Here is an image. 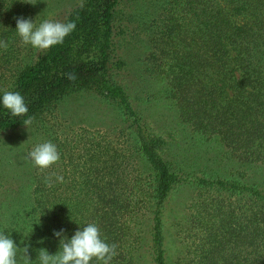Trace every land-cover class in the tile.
Instances as JSON below:
<instances>
[{"label": "trees", "instance_id": "16d2710c", "mask_svg": "<svg viewBox=\"0 0 264 264\" xmlns=\"http://www.w3.org/2000/svg\"><path fill=\"white\" fill-rule=\"evenodd\" d=\"M26 2L0 0V41L9 44L0 48V132L25 126L29 116L37 122L83 91L108 102L118 120L114 140L80 133L63 151L65 138L59 151L70 170L66 164L59 174L37 168L31 198L0 225L18 246L17 264H24L25 245L31 264H40L41 249L60 251L63 237L55 231L70 239L89 223L118 245L111 264H170L166 204L185 185L200 193L186 218L192 264H264V182L185 169L169 154L178 137L154 130L123 83L127 64L117 37L128 32L120 16L125 0H84L83 8H71L62 22H75V30L38 61L36 49L24 55L19 46L15 18H29ZM138 23L134 30L148 33L152 44L150 69L165 81L160 96L177 108L182 129L199 143L221 145L231 171L264 170V0H160L159 13ZM5 91L24 97L25 116L3 106ZM56 175L64 182H55Z\"/></svg>", "mask_w": 264, "mask_h": 264}, {"label": "rangeland", "instance_id": "374dc122", "mask_svg": "<svg viewBox=\"0 0 264 264\" xmlns=\"http://www.w3.org/2000/svg\"><path fill=\"white\" fill-rule=\"evenodd\" d=\"M35 3V5L30 4L31 12L28 19L33 20L38 26L46 19L62 22L71 8L78 4V0H35ZM159 3L160 0H125L120 6V16L128 28L127 34L117 37V40L121 39L119 54L127 64L121 79L135 98L139 111L154 130L165 134L173 133L178 137V141L171 145L169 154L171 159L179 161L188 171L198 173L208 171V174H216L224 178L241 175L251 184L263 183L262 168L244 166L241 168L244 172L231 171V168L235 167L234 163L224 155L225 149L221 145L195 141L182 129L183 126L176 115L177 108L172 101L160 96L159 91L165 86V81L150 69L152 66L150 37L148 33L134 30L139 26V21L140 24L142 21H151L154 15L159 13ZM19 46L26 48L24 55L29 54L28 50L33 48L24 44ZM26 61H29V58ZM19 64V61L16 62L14 67L17 68ZM41 118L28 128L23 126L0 132V225L2 226L8 222L11 209L24 206V199L31 198L34 186L31 183L34 181L38 167L27 157L36 145L51 142L59 151V145L62 146L67 138L70 141L67 140L65 147L62 146L65 149L63 151H66L78 143L80 133H83L84 137L101 139V135L105 134L112 135L113 140L116 139L118 120L116 109L92 92L83 91L72 95L59 102L53 111ZM88 141L90 140L88 139L86 143ZM80 147L85 149L83 145ZM59 152L60 161L43 170L59 174L63 172L65 164L67 170L71 169L70 163H64L62 152ZM199 197V190L195 186L185 185L174 191L166 204V249L170 264H192L193 256L190 248L194 237L187 230L186 218L194 211L192 202ZM236 253L232 252V256ZM245 253L240 255L243 256Z\"/></svg>", "mask_w": 264, "mask_h": 264}, {"label": "clouds", "instance_id": "9594fccd", "mask_svg": "<svg viewBox=\"0 0 264 264\" xmlns=\"http://www.w3.org/2000/svg\"><path fill=\"white\" fill-rule=\"evenodd\" d=\"M26 3L35 5V0H27ZM78 6L84 7V0H78ZM16 31L24 45H31L36 49V60L41 55L58 44H62L64 39L70 35L76 28L75 22L67 23L44 20L38 26L31 19L17 17ZM9 44L0 41V48L7 50ZM67 78L75 81L76 75L69 73ZM3 106L10 110L14 117L25 116L29 109L25 103L24 97L19 92L5 91L2 97ZM34 117L29 116L24 120L25 126L31 125ZM35 166L48 169L60 161V152L57 146L51 142H44L36 145L29 153L28 157ZM55 182L63 183V176L56 175ZM45 183L48 187L53 186L52 177H46ZM54 236L63 237L60 239V251L55 255H50L47 250L41 249L38 253L40 264H90L93 259L101 264H111L112 259L118 255V245L107 242V237L103 236L98 225L89 223L82 230H77L74 235L68 239L64 236V230L55 231ZM18 246L9 236L0 233V264H17ZM24 264H31L28 255V246L23 248Z\"/></svg>", "mask_w": 264, "mask_h": 264}]
</instances>
